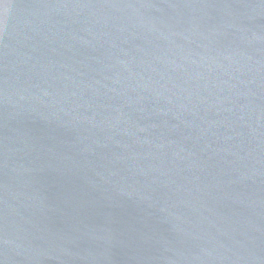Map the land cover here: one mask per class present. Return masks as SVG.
<instances>
[{
	"label": "water",
	"instance_id": "95a60500",
	"mask_svg": "<svg viewBox=\"0 0 264 264\" xmlns=\"http://www.w3.org/2000/svg\"><path fill=\"white\" fill-rule=\"evenodd\" d=\"M0 264H264V0H0Z\"/></svg>",
	"mask_w": 264,
	"mask_h": 264
}]
</instances>
